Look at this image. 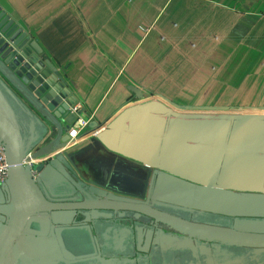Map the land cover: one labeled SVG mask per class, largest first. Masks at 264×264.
<instances>
[{
  "label": "crops",
  "instance_id": "obj_1",
  "mask_svg": "<svg viewBox=\"0 0 264 264\" xmlns=\"http://www.w3.org/2000/svg\"><path fill=\"white\" fill-rule=\"evenodd\" d=\"M0 8L39 44L77 117L88 119L63 149L77 175L139 192L148 170L136 156L171 171H158L167 199L196 195L202 206L264 214L244 203L264 201V0H0ZM232 116L256 118L231 124Z\"/></svg>",
  "mask_w": 264,
  "mask_h": 264
},
{
  "label": "water",
  "instance_id": "obj_2",
  "mask_svg": "<svg viewBox=\"0 0 264 264\" xmlns=\"http://www.w3.org/2000/svg\"><path fill=\"white\" fill-rule=\"evenodd\" d=\"M129 90L142 97L139 88ZM74 106L39 44L0 8V145L7 165L0 264H264V214L202 206L196 195L191 202L167 199L158 193V171L169 170L159 164L132 157L148 170L139 192L77 175L63 151L67 129L82 113ZM255 118L232 116L231 124ZM110 131L97 138L105 143ZM50 154L46 163L26 164ZM183 179L230 189L211 179ZM244 203L264 207L262 200Z\"/></svg>",
  "mask_w": 264,
  "mask_h": 264
},
{
  "label": "built area",
  "instance_id": "obj_3",
  "mask_svg": "<svg viewBox=\"0 0 264 264\" xmlns=\"http://www.w3.org/2000/svg\"><path fill=\"white\" fill-rule=\"evenodd\" d=\"M77 110L78 108L76 106L73 107L72 109V111H74L75 113L77 112ZM77 116L75 120L69 125V128L67 129V135L69 139L66 142V145L74 142V140L77 139L78 136L81 134L83 129L88 125V119L84 117L80 118ZM52 156L53 155L50 154L37 159H31L26 164L29 167H31L32 164L46 163ZM6 170H7V165H6L4 150L3 147L0 145V182H3L4 179L6 178Z\"/></svg>",
  "mask_w": 264,
  "mask_h": 264
},
{
  "label": "flooded vegetation",
  "instance_id": "obj_4",
  "mask_svg": "<svg viewBox=\"0 0 264 264\" xmlns=\"http://www.w3.org/2000/svg\"><path fill=\"white\" fill-rule=\"evenodd\" d=\"M127 224H129V221H126Z\"/></svg>",
  "mask_w": 264,
  "mask_h": 264
}]
</instances>
